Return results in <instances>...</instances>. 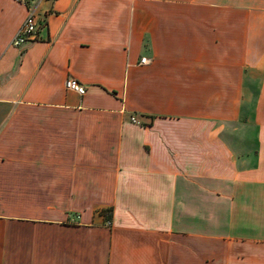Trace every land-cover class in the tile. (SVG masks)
I'll return each instance as SVG.
<instances>
[{
  "label": "crops",
  "instance_id": "obj_1",
  "mask_svg": "<svg viewBox=\"0 0 264 264\" xmlns=\"http://www.w3.org/2000/svg\"><path fill=\"white\" fill-rule=\"evenodd\" d=\"M29 8L0 0V264H264V0H41L16 49Z\"/></svg>",
  "mask_w": 264,
  "mask_h": 264
},
{
  "label": "built area",
  "instance_id": "obj_2",
  "mask_svg": "<svg viewBox=\"0 0 264 264\" xmlns=\"http://www.w3.org/2000/svg\"><path fill=\"white\" fill-rule=\"evenodd\" d=\"M21 4L30 5L28 16L22 25L21 29L12 41V47L16 49H22L28 44L38 39L39 31L44 26L42 17L38 12V3L41 0H14ZM31 4H33L31 6ZM148 59L143 58L141 60L142 65L148 64ZM65 88L68 91L74 92L80 96L86 94V88L76 79H68L65 83ZM134 122L135 119H134ZM108 214V213H107Z\"/></svg>",
  "mask_w": 264,
  "mask_h": 264
}]
</instances>
